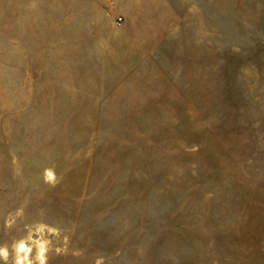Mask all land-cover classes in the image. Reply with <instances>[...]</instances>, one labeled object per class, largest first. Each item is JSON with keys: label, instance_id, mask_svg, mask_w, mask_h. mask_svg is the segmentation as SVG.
Listing matches in <instances>:
<instances>
[{"label": "rangeland", "instance_id": "1", "mask_svg": "<svg viewBox=\"0 0 264 264\" xmlns=\"http://www.w3.org/2000/svg\"><path fill=\"white\" fill-rule=\"evenodd\" d=\"M22 243L264 264V0H0V264Z\"/></svg>", "mask_w": 264, "mask_h": 264}, {"label": "clouds", "instance_id": "2", "mask_svg": "<svg viewBox=\"0 0 264 264\" xmlns=\"http://www.w3.org/2000/svg\"><path fill=\"white\" fill-rule=\"evenodd\" d=\"M44 247H45L44 244H40V245H39V248H40V255L37 257V259L40 261V264H44V258H43ZM19 250H20L21 252H24V251H30V249H25L24 246H23V244H21V245L19 246ZM5 255H7V253H5ZM22 260H23V261L25 262V264H26V262L28 261V260H27V256L22 257Z\"/></svg>", "mask_w": 264, "mask_h": 264}, {"label": "bare ground", "instance_id": "3", "mask_svg": "<svg viewBox=\"0 0 264 264\" xmlns=\"http://www.w3.org/2000/svg\"><path fill=\"white\" fill-rule=\"evenodd\" d=\"M23 244V246H24V248L25 249H29V247H27L26 245H25V243H22ZM21 245V244H20ZM19 245V246H20ZM19 252L21 253V251L19 250ZM25 253H24V256H20V259H19V263H21L23 260H22V257H25V256H27V254H28V251H24Z\"/></svg>", "mask_w": 264, "mask_h": 264}, {"label": "built area", "instance_id": "4", "mask_svg": "<svg viewBox=\"0 0 264 264\" xmlns=\"http://www.w3.org/2000/svg\"><path fill=\"white\" fill-rule=\"evenodd\" d=\"M117 24L122 25L123 24V19L121 17L117 18Z\"/></svg>", "mask_w": 264, "mask_h": 264}]
</instances>
